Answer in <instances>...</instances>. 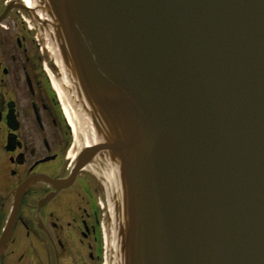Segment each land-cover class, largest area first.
<instances>
[{"label": "water", "instance_id": "1", "mask_svg": "<svg viewBox=\"0 0 264 264\" xmlns=\"http://www.w3.org/2000/svg\"><path fill=\"white\" fill-rule=\"evenodd\" d=\"M24 1L80 140L44 180H97L106 264H264V0Z\"/></svg>", "mask_w": 264, "mask_h": 264}, {"label": "flooded vegetation", "instance_id": "2", "mask_svg": "<svg viewBox=\"0 0 264 264\" xmlns=\"http://www.w3.org/2000/svg\"><path fill=\"white\" fill-rule=\"evenodd\" d=\"M22 5L0 0V240L15 211L0 264H102L99 184L44 180L69 174L74 139Z\"/></svg>", "mask_w": 264, "mask_h": 264}, {"label": "bare ground", "instance_id": "3", "mask_svg": "<svg viewBox=\"0 0 264 264\" xmlns=\"http://www.w3.org/2000/svg\"><path fill=\"white\" fill-rule=\"evenodd\" d=\"M49 76H50V79H51V83H52V87L53 89L56 91L57 93V96L59 98V101L62 105V110H63V113L67 119V122L69 124V126L71 127V130H72V134H73V139H74V147L72 149V151L70 152V158H73L74 157V154L76 152V149L80 146V140H79V132H78V128L73 120V117L70 113V110L64 100V95L59 87V85L57 84L55 78L53 77V75L51 74V72H49ZM107 242V240H106Z\"/></svg>", "mask_w": 264, "mask_h": 264}, {"label": "rangeland", "instance_id": "4", "mask_svg": "<svg viewBox=\"0 0 264 264\" xmlns=\"http://www.w3.org/2000/svg\"><path fill=\"white\" fill-rule=\"evenodd\" d=\"M39 50L41 51V53H43V51L41 49H39ZM46 66H47V64H46ZM47 71H49L48 66H47ZM102 236H103V243H104V237H105V235H104V231H103V226H102ZM103 248H104V244H103ZM105 263H106V256H103V263L102 264H105Z\"/></svg>", "mask_w": 264, "mask_h": 264}]
</instances>
